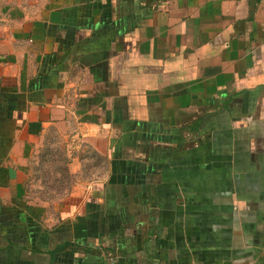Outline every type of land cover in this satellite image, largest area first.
<instances>
[{
    "label": "crops",
    "instance_id": "crops-1",
    "mask_svg": "<svg viewBox=\"0 0 264 264\" xmlns=\"http://www.w3.org/2000/svg\"><path fill=\"white\" fill-rule=\"evenodd\" d=\"M0 264H264V0H0Z\"/></svg>",
    "mask_w": 264,
    "mask_h": 264
},
{
    "label": "rangeland",
    "instance_id": "rangeland-1",
    "mask_svg": "<svg viewBox=\"0 0 264 264\" xmlns=\"http://www.w3.org/2000/svg\"><path fill=\"white\" fill-rule=\"evenodd\" d=\"M23 3L26 4H32L34 6H39L46 4L48 0H21ZM50 167L47 168V171L44 175L41 176L42 179H48L51 186L54 187H62V184H65V182H68V177L66 176V173L64 169L61 167L60 162L56 163V161H49ZM60 183V184H59ZM51 196H62L64 193H54L49 192L47 193Z\"/></svg>",
    "mask_w": 264,
    "mask_h": 264
},
{
    "label": "trees",
    "instance_id": "trees-1",
    "mask_svg": "<svg viewBox=\"0 0 264 264\" xmlns=\"http://www.w3.org/2000/svg\"><path fill=\"white\" fill-rule=\"evenodd\" d=\"M68 245L60 246L58 247L52 255L56 256L57 254L68 252Z\"/></svg>",
    "mask_w": 264,
    "mask_h": 264
}]
</instances>
